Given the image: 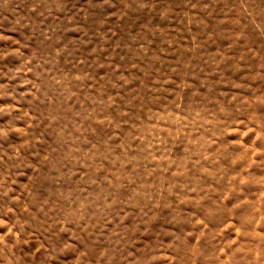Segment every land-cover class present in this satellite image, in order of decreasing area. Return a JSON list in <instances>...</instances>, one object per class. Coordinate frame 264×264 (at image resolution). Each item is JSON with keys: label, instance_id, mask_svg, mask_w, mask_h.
I'll list each match as a JSON object with an SVG mask.
<instances>
[{"label": "rangeland", "instance_id": "374dc122", "mask_svg": "<svg viewBox=\"0 0 264 264\" xmlns=\"http://www.w3.org/2000/svg\"><path fill=\"white\" fill-rule=\"evenodd\" d=\"M0 264H264V0H0Z\"/></svg>", "mask_w": 264, "mask_h": 264}]
</instances>
